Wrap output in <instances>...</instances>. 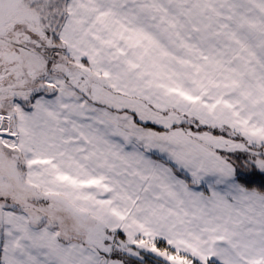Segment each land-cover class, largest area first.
Masks as SVG:
<instances>
[{"label":"snow or ice","instance_id":"obj_1","mask_svg":"<svg viewBox=\"0 0 264 264\" xmlns=\"http://www.w3.org/2000/svg\"><path fill=\"white\" fill-rule=\"evenodd\" d=\"M238 168L264 0H0V264H264Z\"/></svg>","mask_w":264,"mask_h":264},{"label":"trees","instance_id":"obj_2","mask_svg":"<svg viewBox=\"0 0 264 264\" xmlns=\"http://www.w3.org/2000/svg\"><path fill=\"white\" fill-rule=\"evenodd\" d=\"M235 180L246 188H257L264 190V174L256 171V169H240L236 170Z\"/></svg>","mask_w":264,"mask_h":264},{"label":"rangeland","instance_id":"obj_3","mask_svg":"<svg viewBox=\"0 0 264 264\" xmlns=\"http://www.w3.org/2000/svg\"><path fill=\"white\" fill-rule=\"evenodd\" d=\"M250 169H251V168H250ZM256 171H258V172L264 174V171H260V170H258V169H256ZM234 182L237 183L236 180H235V177H234Z\"/></svg>","mask_w":264,"mask_h":264},{"label":"crops","instance_id":"obj_4","mask_svg":"<svg viewBox=\"0 0 264 264\" xmlns=\"http://www.w3.org/2000/svg\"><path fill=\"white\" fill-rule=\"evenodd\" d=\"M233 182H234V179L230 181V183H233ZM204 190H206V186H204Z\"/></svg>","mask_w":264,"mask_h":264}]
</instances>
